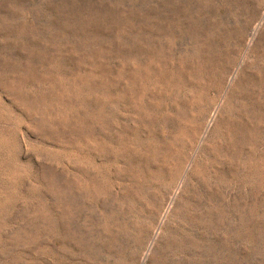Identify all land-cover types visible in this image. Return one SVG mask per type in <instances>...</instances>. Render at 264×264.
I'll use <instances>...</instances> for the list:
<instances>
[{"label": "rangeland", "instance_id": "obj_1", "mask_svg": "<svg viewBox=\"0 0 264 264\" xmlns=\"http://www.w3.org/2000/svg\"><path fill=\"white\" fill-rule=\"evenodd\" d=\"M0 264H264V0H0Z\"/></svg>", "mask_w": 264, "mask_h": 264}]
</instances>
